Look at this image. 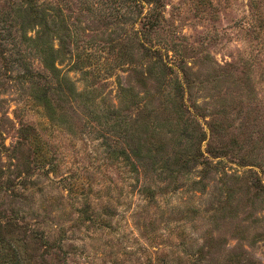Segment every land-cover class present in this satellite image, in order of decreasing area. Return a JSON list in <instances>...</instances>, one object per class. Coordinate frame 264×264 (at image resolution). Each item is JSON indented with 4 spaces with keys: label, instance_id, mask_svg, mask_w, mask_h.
<instances>
[{
    "label": "rangeland",
    "instance_id": "rangeland-1",
    "mask_svg": "<svg viewBox=\"0 0 264 264\" xmlns=\"http://www.w3.org/2000/svg\"><path fill=\"white\" fill-rule=\"evenodd\" d=\"M0 264H264V0H0Z\"/></svg>",
    "mask_w": 264,
    "mask_h": 264
},
{
    "label": "trees",
    "instance_id": "trees-1",
    "mask_svg": "<svg viewBox=\"0 0 264 264\" xmlns=\"http://www.w3.org/2000/svg\"><path fill=\"white\" fill-rule=\"evenodd\" d=\"M48 42V41H47ZM50 48V47H49ZM51 49V48H50Z\"/></svg>",
    "mask_w": 264,
    "mask_h": 264
}]
</instances>
